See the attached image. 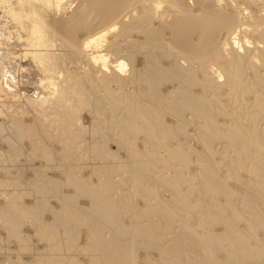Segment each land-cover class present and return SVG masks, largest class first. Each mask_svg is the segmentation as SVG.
Instances as JSON below:
<instances>
[{
	"label": "bare ground",
	"instance_id": "1",
	"mask_svg": "<svg viewBox=\"0 0 264 264\" xmlns=\"http://www.w3.org/2000/svg\"><path fill=\"white\" fill-rule=\"evenodd\" d=\"M199 254L264 264V0H0V264Z\"/></svg>",
	"mask_w": 264,
	"mask_h": 264
},
{
	"label": "rangeland",
	"instance_id": "2",
	"mask_svg": "<svg viewBox=\"0 0 264 264\" xmlns=\"http://www.w3.org/2000/svg\"><path fill=\"white\" fill-rule=\"evenodd\" d=\"M112 161H115V160L112 159ZM124 190H126V189H124ZM246 212H247V211H246ZM188 223H191V222L189 221ZM179 228H180V227H178L177 229H179ZM171 234H173V233H171ZM196 251H197V250H196ZM191 252H192V253L194 252L193 254H196V255H197V252H195V251H191ZM201 256H202V254H199V255L197 256L198 259L202 260L201 262H200V260H194L195 263H194L193 261L190 262V263H191V264H204V263H202V262H204V260L201 259V258H203V257H201ZM199 257H200V258H199ZM197 258H196V259H197ZM199 262H200V263H199ZM190 263H189V264H190Z\"/></svg>",
	"mask_w": 264,
	"mask_h": 264
}]
</instances>
